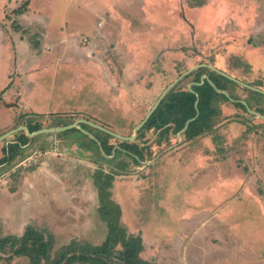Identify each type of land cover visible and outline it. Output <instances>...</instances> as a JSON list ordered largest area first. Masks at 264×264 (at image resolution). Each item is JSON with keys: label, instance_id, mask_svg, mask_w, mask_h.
Segmentation results:
<instances>
[{"label": "rangeland", "instance_id": "1", "mask_svg": "<svg viewBox=\"0 0 264 264\" xmlns=\"http://www.w3.org/2000/svg\"><path fill=\"white\" fill-rule=\"evenodd\" d=\"M27 49L41 62L32 105L52 110L13 121L50 127L85 119L84 129L117 145L97 127L131 135L168 85L191 86L189 73L200 67L203 76L229 75L234 81L218 79L233 100H214L212 128L194 138L168 132L157 143L158 130L149 129L126 139L149 163L125 152L106 157L98 146L102 158L94 145L80 146L93 139L80 129L37 134L21 157L0 164V236H19L30 224L53 238L52 255L71 240L101 244L107 227L93 181L114 171L110 197L126 231L141 236L143 259L264 264V117L257 115H264V0H0V87L12 72L0 100L8 91L9 104L25 106L26 85L15 73L31 72ZM0 104L1 135L11 128ZM17 132L0 140V157ZM51 152L63 157V169L30 171ZM34 178L43 184L28 185Z\"/></svg>", "mask_w": 264, "mask_h": 264}, {"label": "trees", "instance_id": "2", "mask_svg": "<svg viewBox=\"0 0 264 264\" xmlns=\"http://www.w3.org/2000/svg\"><path fill=\"white\" fill-rule=\"evenodd\" d=\"M199 3L202 2L199 1L196 5ZM16 10L18 12L21 9ZM203 69L200 67L189 73L193 75L191 90L188 87L184 89L171 87L165 93L146 122L137 130V137L142 136L145 130L154 129L159 132L156 142L161 143L167 137L168 132L177 133L189 118L192 119L182 131L186 139L194 138L212 128L213 116L216 114L214 100L218 97L224 99H228V97L217 92L207 79L199 84ZM208 76L220 90H225L226 87L219 81V77L226 81H234L215 69L210 70ZM237 104L243 106L242 102H237ZM29 122L27 121V126L30 132L41 127L38 121ZM81 126L89 128L85 123H81ZM73 130H77L83 135L79 128H73ZM102 132L106 136L110 134L103 130ZM93 135L100 141L103 151L108 155L112 154L114 144L107 142L103 136L95 133ZM16 137L14 141H9L2 147L3 155L0 157V164L10 162L29 139L24 132H20ZM90 145H94L99 155L105 158L99 152L98 144L94 139L89 138L87 144L80 146L88 150ZM119 152L131 155L130 157L135 162L143 159L141 147H137V144L132 141L120 139L114 150V155ZM123 163L125 162L123 161ZM114 173L111 171L103 174L102 177L96 176L93 181L98 196L97 211L107 227V233L101 244L92 245L87 242L78 243L71 240L52 255L53 238L29 224L25 226L19 236H0V260L9 262L13 257L23 256L27 259L26 264H154L143 259L140 255L143 248L141 236L128 233L120 221L121 207L110 197ZM85 247L88 248V251L83 250Z\"/></svg>", "mask_w": 264, "mask_h": 264}, {"label": "crops", "instance_id": "3", "mask_svg": "<svg viewBox=\"0 0 264 264\" xmlns=\"http://www.w3.org/2000/svg\"><path fill=\"white\" fill-rule=\"evenodd\" d=\"M8 42V41H7ZM23 43V42H22ZM22 46V45H21ZM27 48V47H26ZM20 51H21V53L23 54L24 53V49H21L20 48ZM26 51H28V49L26 50ZM27 54H28V60H27V65L29 66V68L28 69H31L30 71L32 72H30L28 75L26 74H24V73H22V71L20 72H16L15 74L18 76L19 74H21V78H22V80L24 81V83H25V88H24V90H22L21 92H20V95H19V99H21V100H23L24 98H25V100H24V105L25 106H22V105H19V104H13V103H11V104H9L8 103V101H5L4 100V98H10L11 97V94L12 93H8V91H6L7 93L4 95V96H2V98H1V100H0V102L1 101H4V109H2V110H4L5 112L7 111L8 112V118H10L4 125H3V127H7V128H15V127H17V126H20V125H25V126H27V121L29 122V123H33L34 121H36V120H34V119H31V118H29L28 120H25V121H23V120H21V117L19 118V119H16L15 117H14V121L12 120V117L14 116V115H16V116H21V114H26L25 112H31V113H34V112H37L38 114H43L44 112H51V108H46V104H44L45 106H44V108L42 109V110H40L39 109V106H33L32 105V98H34V94H35V92H33L35 89V86L33 85L34 84V79H36V76L38 75V70H39V68L41 67V66H37V65H39V64H41V62L39 63H37V61H36V59L39 57L38 56V54L37 53H32V52H27ZM18 56H19V52L17 51V58H18ZM19 60V59H18ZM21 61H25L24 59H21ZM19 63H22V62H19ZM31 66V67H30ZM7 72V71H6ZM9 74V75H8ZM12 74V72H10V73H6V75H4L2 78H4L5 79V82H4V84L0 87V89L1 88H3L4 86L5 87H7L8 86V82L10 81V75ZM9 76V77H8ZM32 77V78H31ZM19 79V78H18ZM17 79V83L20 85V82H19V80ZM9 80V81H8ZM31 81H32V83H31ZM54 80L52 79L51 80V82H50V87H47L45 90H47L46 92H45V95L43 96V99H44V101H47V100H49V96H48V91H49V89H52L51 87H53L54 88V86H53V84H54V82H53ZM36 86H37V82H36ZM10 88V87H9ZM8 88V89H9ZM42 90V89H41ZM37 91V90H36ZM22 93H26V94H22ZM7 95H10L9 97H7ZM0 106H3L2 104H0ZM17 108V111H12L11 110V108ZM22 109H24V111H22ZM57 110V109H56ZM23 116H27V115H23ZM34 116V115H33ZM38 121V120H37ZM88 121V120H87ZM39 122V121H38ZM89 122V121H88ZM81 123H83V122H81ZM91 122H89V124H90ZM97 125V124H96ZM96 125H94V127H96ZM57 126V125H56ZM100 126V125H99ZM50 127H54V126H50ZM27 128H28V126H27ZM40 128H45V127H40ZM40 128H38V129H40ZM97 128H99V127H97ZM100 129V128H99ZM21 130H23V131H21ZM29 130V129H28ZM37 130V129H36ZM103 130V129H102ZM18 131H20V132H24L28 137H29V139H28V141L25 143V144H23V146L20 148V150H19V152H18V154L15 156V157H21L22 156V154H21V152L23 151V148H25V145L26 144H28V143H30L31 142V140L32 139H34V136H36L37 134H35V135H28L27 134V132L25 131V129H20V130H18ZM33 131H35V130H33ZM33 131H31V132H33ZM103 131H105V130H103ZM17 132V131H16ZM44 133H50L49 131H46V132H43V133H39V134H41V135H43ZM109 133V132H108ZM17 134H19V132H17ZM111 134V133H110ZM37 136H39V135H37ZM17 138V137H16ZM14 141V140H13ZM117 147V145L116 144H114V147H113V150H112V154L114 153V150H115V148ZM112 154H110V155H112ZM59 155H60V153H58L57 152V154H55L54 152H51V157H49L50 159H49V162H47V161H41L35 168H33V170H30V171H58L59 169H63L64 168V166H63V164H61V160L60 159H62L63 157H59ZM14 157V158H15ZM38 183L40 184H43L42 182H39V180H35V178H34V180H33V182L32 183H29L28 185H30L31 187H33V188H35L37 185H38ZM37 188V187H36ZM96 189V188H95ZM96 193H97V189H96ZM97 198H98V196H97ZM220 205V204H219ZM219 207V206H218ZM189 223H194L195 221H191V219H190V221H188ZM251 259H253V257H250ZM256 259H261V257L260 258H256ZM253 260H255V259H253Z\"/></svg>", "mask_w": 264, "mask_h": 264}, {"label": "water", "instance_id": "4", "mask_svg": "<svg viewBox=\"0 0 264 264\" xmlns=\"http://www.w3.org/2000/svg\"><path fill=\"white\" fill-rule=\"evenodd\" d=\"M199 65H202V64H199ZM211 68H213L212 66H210ZM192 68L186 70L184 73H182L180 77H182L183 75H185L186 73H188L189 71H191ZM214 69V68H213ZM216 70V69H215ZM218 71V70H216ZM220 72L221 74L231 78L229 75H226L225 73L221 72V71H218ZM204 79H207L208 82L210 83L211 86L214 87V89L217 91V92H220V93H223L225 96H227L229 99L233 100V98H231L228 94V92L224 91V90H220L216 87V85L213 83V81H211L206 75H201L200 76V83H202L204 81ZM175 82V81H174ZM173 82V83H174ZM173 83H171L170 85H168L166 87V89L161 93V95L157 98V100L155 101V103L153 104V106L150 108V110L147 112V114L143 117V119L135 125L134 129H133V133L129 136H125V135H121V134H118V133H115V132H112L106 128H103L102 126H98L96 124H93V125H96L98 126L99 128L111 133L112 135H114L115 137L119 138V139H129V140H132L136 137L137 135V130L142 127V125L146 122V120L149 118V116L151 115V113L155 110L156 106L158 105L159 101L163 98V96L165 95V93L170 89V87L173 85ZM189 90H191V87L189 86L188 87ZM197 102V97H196V100H195V104ZM242 103H244L242 101ZM245 104V103H244ZM247 109L250 111V109L247 107ZM198 113V112H197ZM196 113V115H197ZM257 115L261 116V117H264V115L262 114H259L257 113ZM192 118H189L186 120L184 126L177 132L179 135L180 133L185 130V128L187 127V124L189 123V121L191 120ZM85 119H78L76 121H73L71 123H68V124H65V125H59V126H54V127H45V128H40V129H37L33 132H30L27 128V126L25 125H20V126H17L15 128H12V129H9L7 131H5L4 133H2L0 135V140H2L3 138L7 137L8 135H11L13 133H15L16 131L20 130V129H25V131L27 132L28 135H35V134H39V133H43V132H46V131H49V132H53V133H56V132H59V131H63V130H66V129H70V128H79L81 131H83L85 134L89 135L91 138H93L94 140H96V143L98 144L99 146V149L101 150V152L106 156V157H111L112 155H108L106 154L102 147H101V144L99 142V140L92 134L90 133L88 130L84 129L82 126H81V122H84ZM87 121V120H85ZM141 162H145V163H149L150 161H142L140 160Z\"/></svg>", "mask_w": 264, "mask_h": 264}]
</instances>
